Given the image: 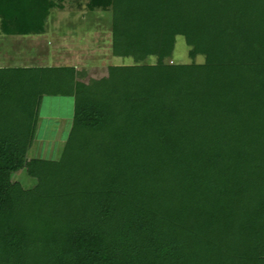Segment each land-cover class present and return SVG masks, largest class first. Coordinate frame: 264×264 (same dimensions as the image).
I'll return each instance as SVG.
<instances>
[{"label": "trees", "instance_id": "16d2710c", "mask_svg": "<svg viewBox=\"0 0 264 264\" xmlns=\"http://www.w3.org/2000/svg\"><path fill=\"white\" fill-rule=\"evenodd\" d=\"M69 1L0 0V32L43 34ZM76 1L133 64L90 84L0 69V95L75 99L31 240L0 237V264H264V0ZM178 36L191 63L168 62ZM35 122L0 119V213L15 173L51 169L26 158Z\"/></svg>", "mask_w": 264, "mask_h": 264}, {"label": "rangeland", "instance_id": "374dc122", "mask_svg": "<svg viewBox=\"0 0 264 264\" xmlns=\"http://www.w3.org/2000/svg\"><path fill=\"white\" fill-rule=\"evenodd\" d=\"M47 23L51 24V28H54V30L41 39L45 42L44 45L49 41V44L45 45L46 48L57 51L59 49L62 50V48L64 49L63 45H70L76 40L73 39L74 34L81 36L78 43L75 41L77 44L74 43V47L84 63L82 83L90 84L93 80L105 77L107 69L110 66H129L133 64V59L130 57L123 58L112 55L109 11H91L87 8L85 1L71 0L69 3H65V10H53ZM86 35L89 36L88 39L85 38ZM188 51L189 48L184 38L181 36L176 37L172 56L168 62L175 64L191 63L192 60L188 56ZM147 61L154 63L155 58L150 57ZM203 61V56H197L194 60L197 64L203 63ZM66 100L71 99L44 98L41 114L47 116L58 114L65 116L68 113H73V109L71 106H68ZM70 126L71 122L67 121L65 130L56 136V121L49 118L43 120L38 136L39 138H49L52 141L49 144V148L51 149V152L48 153L49 157L51 156L49 159H57L59 161L63 146H65L62 141H66ZM51 177L52 168L50 171L48 170L43 173L39 178L29 177L25 169L18 171L12 176L11 182L13 186L7 195L6 203L0 213V237H4L10 231H14L20 240H31ZM49 214L47 213L43 217V228L49 222Z\"/></svg>", "mask_w": 264, "mask_h": 264}, {"label": "crops", "instance_id": "0c3cea01", "mask_svg": "<svg viewBox=\"0 0 264 264\" xmlns=\"http://www.w3.org/2000/svg\"><path fill=\"white\" fill-rule=\"evenodd\" d=\"M63 10H65V8ZM48 21L49 17L47 22ZM52 30H54V28H51V24L46 23V31L43 34L39 35H4L0 32V69L74 68L77 76L76 81L83 82V59L79 56V53L75 51L76 48L74 47V43H78V40L81 39V36H76L77 34H74L73 39H76V42L73 41L72 44L67 46L63 45L64 49L62 48V50L59 49L57 51L54 49L46 48L45 45H48L49 41H47V44L44 45L45 42L41 40L43 36H47V34ZM85 38L88 39L89 36L86 35ZM46 97L71 99L66 101L68 103V106H71V108L73 109V113H68L65 116L59 115L58 113V115L54 116L42 115V105L44 98ZM74 103L75 99L73 95H42L40 97H38L37 95H0V119L35 117L36 122L34 135L26 150V158L27 160H44L45 171H47L49 168L54 167L58 163V160L49 159L51 158V156L49 157L48 154L49 152H51L49 144L52 143V141L49 138H39L38 136L41 130L40 128L42 127V122L43 120L48 118L55 120V135L58 136L63 130H65L66 122L70 121L71 131L74 121ZM70 131L68 133V136L70 134ZM66 141L62 142L65 144Z\"/></svg>", "mask_w": 264, "mask_h": 264}]
</instances>
